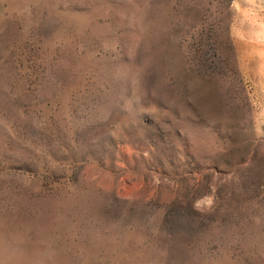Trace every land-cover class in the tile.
<instances>
[{
    "label": "rangeland",
    "instance_id": "374dc122",
    "mask_svg": "<svg viewBox=\"0 0 264 264\" xmlns=\"http://www.w3.org/2000/svg\"><path fill=\"white\" fill-rule=\"evenodd\" d=\"M0 264H264V0H0Z\"/></svg>",
    "mask_w": 264,
    "mask_h": 264
}]
</instances>
